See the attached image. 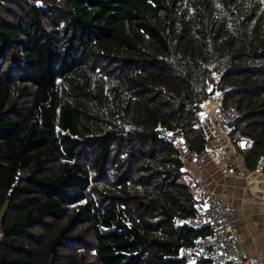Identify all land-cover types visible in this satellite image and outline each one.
I'll return each mask as SVG.
<instances>
[{"label": "trees", "instance_id": "16d2710c", "mask_svg": "<svg viewBox=\"0 0 264 264\" xmlns=\"http://www.w3.org/2000/svg\"><path fill=\"white\" fill-rule=\"evenodd\" d=\"M210 85L264 170V0H0V264H186Z\"/></svg>", "mask_w": 264, "mask_h": 264}, {"label": "built area", "instance_id": "2783aa9c", "mask_svg": "<svg viewBox=\"0 0 264 264\" xmlns=\"http://www.w3.org/2000/svg\"><path fill=\"white\" fill-rule=\"evenodd\" d=\"M217 77L218 74L215 73V78ZM208 91L211 94L201 105L200 122L206 137L203 150H196L178 130L166 127L159 130V137L179 150L187 173L178 182L189 189L197 202L193 215L176 217L174 224L176 227L187 225L208 231L206 235L193 238L191 244L181 247L179 256L186 264L203 260L209 264H264V257L249 253L250 246L240 243L239 231L237 232L239 207L227 203L202 175L205 167L212 169L221 163L223 175L228 178L232 175L231 170L236 172L238 168L241 169L235 163V158L238 157L242 158V163L247 167L244 153L251 146L248 137H239L231 132L232 126L241 119V112L235 107L224 106V93L214 85H210ZM259 172L264 181V170ZM244 175L246 176L245 173ZM261 205H264V200H261ZM0 236H3L2 232Z\"/></svg>", "mask_w": 264, "mask_h": 264}, {"label": "crops", "instance_id": "0c3cea01", "mask_svg": "<svg viewBox=\"0 0 264 264\" xmlns=\"http://www.w3.org/2000/svg\"><path fill=\"white\" fill-rule=\"evenodd\" d=\"M249 171H248V175L246 174V176L244 175V170L243 169H240L238 168V171L236 172H232V175L228 178H225V182L226 184H228L230 187L232 188H235L234 190L233 189H229L227 190L226 192V189L225 190H222V189H214L221 197H224V200L229 203V204H232L234 206H237V208L239 207V219H237V232H241V228L243 229L244 227V230L248 231V233L250 234V237H249V243H250V247L249 249L251 250V252H253V248L257 250V253H255L256 255H259L261 257H264V205H261L262 207V211H261V219L258 220V217L256 218L254 224L255 225H252L251 224V221H248L249 224H247V226H244V224H246L247 222L243 223L241 221V223H239V220H240V217L242 216V211L244 209V211L247 212V214H252L254 213V211L251 210V208H253V204H256V203H260L261 200H264V193H261L263 190H259V187H264V181H262V174L259 172L260 170H251L249 168H247ZM212 169H207L205 167L204 170H202V175L204 176V178L211 184H213L214 182V178H216L218 175H217V170L211 172ZM235 171V170H233ZM238 172V173H237ZM199 174V173H198ZM254 174H257V175H254ZM261 174V175H259ZM213 177V178H212ZM223 178V177H222ZM238 180V181H243V183H247L245 180L248 179V186H246L245 190H242L241 191H237V187H234L233 184H231V182H233V180ZM251 179H255L256 181H259V183L263 184V186H256V184H252L251 182ZM214 186V184H213ZM242 193L243 197L244 198H240V194ZM259 194H262L259 195ZM258 197H261L262 199H259ZM249 198V199H247ZM242 201H241V200ZM248 208V209H247ZM257 214V213H256ZM254 215V216H257V215ZM251 218H249L250 220ZM1 220H2V216L0 215V225H1ZM0 232H2L1 230V227H0ZM3 233V232H2ZM253 233V235L251 234ZM256 236H258L257 238V245L256 247L254 246L255 244V240H256ZM0 239H1V236H0ZM239 240H241V237L239 238ZM247 242V241H246ZM243 244H247L245 242H243ZM253 247V248H252Z\"/></svg>", "mask_w": 264, "mask_h": 264}, {"label": "rangeland", "instance_id": "374dc122", "mask_svg": "<svg viewBox=\"0 0 264 264\" xmlns=\"http://www.w3.org/2000/svg\"><path fill=\"white\" fill-rule=\"evenodd\" d=\"M232 128H233V126H232ZM231 128V129H232ZM235 163L236 164H238L240 167H241V169H243L244 170V173L245 174H247L248 173V169H247V167L245 166V164H243L242 163V158L241 157H238V159L237 158H235ZM215 170H217V177L216 178H214L213 180H214V182H213V184H214V186H213V184H211V183H209L210 185H211V187L213 188V189H222V190H225L226 189V192H227V190L229 189V185L228 184H226V182H225V178L226 177H224V175H223V170L221 169V163L220 164H218V167H214V168H212V170H211V172H213V171H215ZM231 172H233L234 173V171L233 170H231ZM249 173H250V171H249ZM248 175V174H247ZM254 175H257V174H254ZM259 175H261V174H259ZM223 177V178H222ZM230 177V176H229ZM213 178V177H212ZM247 183H248V180H245ZM251 182H252V184L254 183V184H256V186H263V184H261V183H259V181H256L255 179H251ZM247 183L245 184V183H243V181H238L237 179L236 180H233V182H231V184H233L234 185V187H237V191L239 192V191H241L242 190V188H243V190H245V188H246V186H248L247 185ZM249 187V186H248ZM250 188V187H249ZM230 189H235V188H232V187H230ZM229 189V190H230ZM263 190L261 193H264V187H259V190ZM242 190V191H243ZM259 195H261L262 196V194H259ZM240 196V198L242 197V198H244L243 197V195H242V193L239 195ZM259 199H262L261 197H258ZM247 199H249V198H247ZM241 200V199H240ZM242 201V200H241ZM253 206V208H251V210L252 211H254V213H252V214H247V212L246 211H244V210H246V209H244L242 212V216L240 217V220H239V223H241V221L243 222V223H245V222H247L246 224H244V226H247V224H249L248 223V221H251V224L252 225H255L254 224V222H255V220H256V218L258 217V220L259 219H261V211H262V207H261V202L260 203H256L255 205H252ZM248 209V208H247ZM257 213V214H256ZM257 215V216H254V215ZM249 218H251L250 220H249ZM252 235H253V233H251ZM239 235H240V237H241V240H240V243L241 244H243V242H245V243H247V244H243V246H250V243H249V237H250V234L248 233V231H246V230H244V227H243V229L241 228V232H239ZM257 238H258V236H256V240H255V244H254V246L256 247V245H257ZM247 241V242H246ZM253 248V247H252ZM263 250H264V248H263ZM249 251V253H251V254H253V255H256L255 253H257V250L256 249H254L253 248V252H255V253H253V252H251V250L249 249L248 250Z\"/></svg>", "mask_w": 264, "mask_h": 264}, {"label": "water", "instance_id": "95a60500", "mask_svg": "<svg viewBox=\"0 0 264 264\" xmlns=\"http://www.w3.org/2000/svg\"><path fill=\"white\" fill-rule=\"evenodd\" d=\"M209 107H210V105H209ZM178 132H179V133H182V130H178Z\"/></svg>", "mask_w": 264, "mask_h": 264}]
</instances>
